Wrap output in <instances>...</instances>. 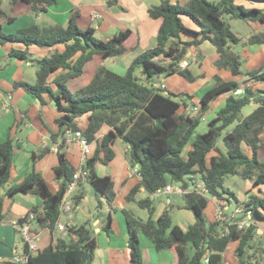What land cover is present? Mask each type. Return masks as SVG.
Instances as JSON below:
<instances>
[{
	"label": "trees",
	"instance_id": "trees-1",
	"mask_svg": "<svg viewBox=\"0 0 264 264\" xmlns=\"http://www.w3.org/2000/svg\"><path fill=\"white\" fill-rule=\"evenodd\" d=\"M18 1L29 6L31 17L58 3V0H9L11 4ZM244 1L261 4V7L238 3L237 0H184L182 3L161 0L159 4L150 6L148 16L161 19L156 45L136 54L121 74L108 68L104 62L127 52L123 43L131 34L130 29L120 30L105 40L99 39L94 35L93 27L78 26V10L71 8L66 25L33 23L13 32H4L3 26L15 18L0 6V45L10 44L6 56L30 61L37 66L35 82L14 81L12 89H23L40 105L46 103V95L60 113L54 120L59 128L55 134L60 136L56 150L58 163L53 168L59 184L57 191L49 190L45 179L34 167L36 160L49 147L32 151L30 170L19 183L6 190L10 196L15 193L37 196L41 200L40 209L29 207L17 222H29V215L33 214L35 226L30 227V234H37V230L43 228L50 232L48 243L33 254L25 243L27 256L24 264H92L94 259L97 244L90 219L80 225H66L56 235L55 224L60 216L58 205L77 170L64 150L67 145L64 133L67 130H80L91 145V152L82 166L87 171V180L78 182L71 194L73 208L83 202L85 193L82 185L88 183L105 199L108 207L115 210L113 202L118 192L114 189L113 180L109 175L97 174L95 164H108L113 159L112 145L116 140H121L128 147L125 156L131 167H137L139 181L124 198L134 201L148 214L146 219H141L128 209L120 210L127 228L132 264H142L139 232L151 241L156 250L173 247L177 256L174 264H224L223 253L231 243H235L233 255L236 264H264L261 240L264 234L257 232V225H264V196L260 195V187L264 186V61L257 68L244 72L247 78L241 92L242 86L236 80H224L219 74H213L212 86L199 98L197 114L186 113V102L179 99L191 98V94L151 86L158 75H177L187 82L202 77L190 67L188 60L191 57L187 53L193 50L195 57L202 58L204 53L200 45L204 41L213 45L218 54L212 62L214 67L226 69L233 76L242 74L240 54L231 48V44L240 42V37L224 17L264 24V0ZM113 2L107 1L109 5ZM183 17L196 28L185 25ZM246 43L264 45V33L251 34ZM17 44L22 47L15 46ZM30 46L44 48L48 52L42 57L32 58ZM88 61H92L93 66L86 71L84 64ZM182 61H186V66L180 65ZM78 77H83L85 84L70 89L67 81ZM224 94L223 104L207 122V130L195 134L208 105ZM251 102L256 104L255 108L239 118L241 108ZM39 115L47 128L41 113ZM82 116L87 118L83 130L77 124V119ZM234 122L232 130L223 134ZM104 127L105 132L99 136ZM53 136L51 133V138ZM243 147L250 149L251 155ZM260 150L261 156L258 155ZM12 161L13 140L8 135L0 142V189L9 180ZM226 175H239L251 180V188L259 189V193L246 190L248 194L241 205L237 202L243 212L235 214V217L227 215L224 219L216 217L209 220L205 214L208 198L191 190L181 196L182 207L193 216L191 224L186 227L172 224L169 208L153 219L155 191L168 183L185 187L194 178L202 182L205 194L221 207L226 206V195L233 196L223 187ZM141 187L146 196L138 198ZM100 208L97 204L95 218L101 220L102 230L109 233L111 215ZM245 213L250 215L252 222L239 228L236 220ZM3 217V195L0 194V222ZM0 264L6 263L0 261Z\"/></svg>",
	"mask_w": 264,
	"mask_h": 264
},
{
	"label": "crops",
	"instance_id": "crops-1",
	"mask_svg": "<svg viewBox=\"0 0 264 264\" xmlns=\"http://www.w3.org/2000/svg\"><path fill=\"white\" fill-rule=\"evenodd\" d=\"M107 1L108 0H58L56 5L48 7L45 12H41L35 17H31L29 15V6L22 1L11 4L9 0H2L0 1L1 8L8 15L15 18L13 22L6 23L3 26V30L13 32L20 27L33 23L46 25L58 22L66 25L70 9L77 8L79 13L77 18L78 26L80 28L93 27L94 35L96 37L105 40L112 37L120 30L130 29L131 34L126 39V42H130L132 35H135L136 41H134V44H127V52L125 54L119 57H113L112 60H110L111 62L108 63L109 65H107V60L104 62L108 68L114 71L119 64H121L125 70L130 60L136 54L146 49L153 48L156 45V34L161 19L150 18L147 9L152 5L159 4L161 0H114L111 5H109ZM169 1L171 3H182L184 0ZM237 2L245 5L261 7V4H249L244 0H237ZM14 8L15 13H11L12 11L10 10ZM183 21L188 27L193 29L196 28L188 18L183 17ZM262 28H264V26L259 27V29ZM6 45L8 47L7 49L5 48ZM15 46L22 47V45L19 44ZM234 46V44H231L233 50ZM200 47L204 53L202 60L199 61L201 63L200 67L202 69L207 67V72L203 73L202 71L200 73L202 74V77H198L196 80H206L209 84L208 86H210L213 84L212 75L217 73L224 80L240 81L236 78L239 75L233 76L228 70H218L212 65V62L218 57L213 45L208 41H204ZM9 49V43L0 45V61L3 62L4 64H1L5 65V68H7L4 74L3 72H0V111L3 112L0 116V142L4 141L8 135L13 140V161L10 167L9 180L0 189V194L3 195L4 213V217L0 222V261L5 262L6 264H24V261L14 260L15 257H23L25 255V242L19 230L14 227V222L23 217L29 207L37 206L38 209H40L41 200L37 196L29 193H15L10 196L6 194V190L9 186L19 183L24 175L30 170L31 152H38L45 147H49L43 156L36 160L34 167L35 170L45 179L49 190L51 192L57 191L59 184L55 179L53 168L58 163L56 148L60 141V136L55 134L59 131V128L54 120L60 113L46 95H44L46 103L40 105L36 98L27 94L23 89H12V82L20 80L27 81L23 79V63L29 66H33V64L30 61L23 62L24 60H13L6 56ZM29 52L31 53L32 58H39L46 55L48 50L37 46H30ZM189 54L191 60H193L191 65L193 64L192 66H195L196 64L194 65L193 62H196V60L194 59L195 54L193 50L188 51L187 55ZM92 66L93 62L88 61L84 64V70L89 71ZM192 70L197 73L194 69ZM180 78L181 77L177 75L165 77L166 89H168V80L172 81L171 84L173 85L174 80ZM178 83L179 82L175 81L174 85ZM190 83H195V81ZM66 84L70 89L74 90L83 86L85 80L83 77H78L69 79ZM199 91L200 89H195L193 92L197 94ZM176 92L180 91L178 90ZM193 92L186 93L192 95L189 99L190 102L194 104L199 100L195 97ZM221 96H224L225 98V94ZM40 113L47 128L42 123L39 115ZM77 124L79 128L83 130L87 124L86 116L78 118ZM105 130V127L102 128L98 135L101 136ZM51 133H54L53 138H51ZM66 134L67 132L65 131L64 135ZM127 148V145L121 140H116L112 145V149L115 153L113 159L108 164H95L97 174L109 175L112 178L114 189L118 192V195L113 202L115 210H111L108 207L103 197L99 198L100 203H98V198L96 199V209L94 211L87 210L86 218H90L92 221V230L97 244L92 264H132L127 244V228L120 210L123 208L132 209V203L138 207L134 201H127L124 198V195L139 181V176L135 174L129 175L130 168H134L129 165L126 159L125 152L127 151ZM64 150L69 162L78 169L80 167L81 156L78 141L73 139L67 142ZM134 170H137V168ZM89 187L91 186L88 183L82 185V189L85 193L82 203L88 200L90 194ZM144 196H146V192L143 187H141L137 197L141 198ZM212 201L215 202L214 199ZM97 204L101 206L100 210L102 212H109L111 215V231L109 233L102 230L101 220L94 216L97 211ZM182 205L183 204H180L176 200L167 196L165 203L159 201L157 204H154L155 211L152 217L153 219H156L165 208H169L172 224L180 225L179 222L184 219L186 220L184 221L187 225L191 224L193 222V216L191 217V212L183 208ZM71 212L68 214L65 213L67 216L66 221H61L60 214L59 222L63 225H75L72 220L74 214ZM189 218H191V220H189ZM28 223L31 228L35 226L32 219L29 220ZM37 231V249H39L48 243L50 232L47 228L38 229ZM60 233V231L56 230V235ZM138 245L142 264H174L177 260L176 252L173 247L156 250L151 241L140 232L138 233ZM234 247L235 243H231L227 246L226 250L231 248L233 252ZM34 252L30 253L33 254ZM225 252L223 253V257ZM224 264L228 263L224 261Z\"/></svg>",
	"mask_w": 264,
	"mask_h": 264
},
{
	"label": "rangeland",
	"instance_id": "rangeland-1",
	"mask_svg": "<svg viewBox=\"0 0 264 264\" xmlns=\"http://www.w3.org/2000/svg\"><path fill=\"white\" fill-rule=\"evenodd\" d=\"M2 1V0H0ZM7 9V7H6ZM10 11H12L11 13H15V8L11 9ZM9 13V12H8ZM225 20H227L230 23L231 29L240 37V43L234 44V51L237 52L238 54H240L241 57V70L243 71V73L239 76H237L236 78L239 81L240 86L243 87V85L245 84V80H246V75H245V71L246 70H250V69H254L257 68L258 66H260L263 61H264V45H258V44H247L246 41L249 38V36L253 33H257V32H263L264 33V28L259 29V27L264 26L260 23L257 22H246L242 19H238V18H230L229 16L225 15ZM259 29V30H258ZM4 32H7L6 30H3ZM102 37V36H101ZM99 39H101L100 37H97ZM104 40V39H102ZM135 40V35H132L130 42H126V40L124 41L123 45L127 48V44L130 45L131 43L134 44ZM5 48L7 49V45L5 46ZM245 48V49H244ZM190 55V54H189ZM194 59L200 61L202 60V58H198L194 56ZM15 60V59H13ZM17 60V59H16ZM112 60V58L107 59V65H109L108 63H110ZM21 61V60H18ZM193 60H191V58L188 60L189 64L191 65ZM25 62V61H23ZM3 62L0 61V72H4L7 70V68H5V65ZM195 66L191 65V68L194 69L197 74H200L202 71L207 72L206 68H201L200 65L198 64V62H193ZM2 65V66H1ZM24 74H23V79L27 80V82L33 83L35 82L36 76H35V72L37 69L36 64H34L33 66H29L27 64H24ZM5 68V69H4ZM124 68L121 64H119L116 68L115 71L117 73H123ZM139 75V73H138ZM180 80V81H179ZM177 81L179 82L178 84L174 85V82ZM172 81L168 80V90L172 91V92H176V91H183V92H193L195 91V89H200L199 93L195 94V97L199 100V96H201V93L204 92L205 90L209 89L212 84L210 86H208L209 84L206 82V80L204 81H200V80H195V83H190L185 81L184 79L180 78V79H176L173 82V85L171 84ZM263 84H261L260 86H262ZM241 87V88H242ZM179 99L181 101H185L186 105H194V104H198L197 103H192L190 102V99L187 97H179ZM224 99V96H219L218 98L214 99L209 105L207 110H205V112L202 114L201 116V121L199 123V125L196 127L195 129V134H200L203 133L207 130V122L208 120L213 117L215 110L221 106L223 104L222 101ZM256 104L254 102H251L249 104L244 105L239 113V118H242L246 115H248L254 108H255ZM182 107V105H181ZM3 114V112L0 111V116ZM193 114H197V111L194 112ZM13 115V113H12ZM235 126V122L231 125H229L222 133H226L228 131H231L232 128ZM263 138H264V132L262 134ZM218 145L221 146V141L218 140ZM118 148V147H117ZM243 149L246 151V153L248 155H251V151L248 148L243 147ZM118 154V152H117ZM262 154V150L259 151L258 155L261 156ZM119 160V159H118ZM99 163V162H97ZM117 163V162H116ZM100 168V167H99ZM134 169H136L137 167H133ZM99 171V170H98ZM197 181L199 180L198 178H195ZM223 187L225 189H228L229 192H231L233 194L232 195H226V197L228 198V203L226 204L227 207L224 208V212H223V217L220 219H224L227 218L230 213H232L234 211L235 208H241V201L243 199H245L246 195L248 194L246 190L248 189H252L253 192L259 193V189L258 188H251V180L248 179H244L242 177H240L239 175H226L223 178ZM260 195L264 196V187H260ZM89 196H88V200L80 205H78L77 207L72 209V220L73 223L75 225H80L82 224L85 220L90 219V218H86V213L88 212L87 210H91L94 211L96 209L95 205L97 202V198H100V195L95 193L94 189L92 187H89ZM171 197L172 199L176 200L178 203L183 204V199L181 196L177 195V194H163L161 196H156L154 198V204H157L159 201L165 203L166 201V197ZM208 198V205L205 209V214L208 217L209 220H213L216 217L219 218V216H217L216 210L217 207L220 206L217 204V202H213L212 197L209 196L208 194L205 195ZM229 196V197H228ZM235 197V199H234ZM142 198V197H141ZM223 203H226L224 201H222ZM237 202L240 204L238 205ZM132 209L128 210L135 216L141 219H146L148 214L146 209H142L137 207L135 204H131ZM239 206V207H238ZM131 208V207H130ZM228 215V216H227ZM94 216L96 217V212L94 214ZM192 217V215H191ZM243 218V216H240V219ZM67 220V216L64 213H61V221H66ZM91 220V219H90ZM185 220V219H184ZM180 221L179 224L182 227H186V220L185 221ZM189 220H191V218H189ZM239 220V219H238ZM257 232L259 229V234H264V225L262 224H258L257 225ZM262 240V244H264V236L261 238ZM34 252V251H32ZM224 261H226L228 264H236V259L233 255L232 249L230 248L229 250H226L225 254H224Z\"/></svg>",
	"mask_w": 264,
	"mask_h": 264
},
{
	"label": "built area",
	"instance_id": "built-area-1",
	"mask_svg": "<svg viewBox=\"0 0 264 264\" xmlns=\"http://www.w3.org/2000/svg\"><path fill=\"white\" fill-rule=\"evenodd\" d=\"M186 64H187L186 61H182L180 63V65L182 67L186 66ZM151 86H153L154 88H157V89H165L166 88L165 76L158 75L157 79L151 83ZM241 91H243V87L239 89V92H241ZM198 108H199V104L187 105L184 107V111L186 113L192 115L194 112H196L198 110ZM66 132H67V134L64 135L65 141L69 142L73 139H76L78 141L79 146H80L81 156H80V167L74 172L73 177H72L73 179L68 183L65 194H64L62 200L60 201V203L58 205V209H59L60 214L61 213L68 214L72 211L71 194L73 193V191H75L78 182H80V181L85 182L87 180V171L82 166L85 163L88 155L91 152V145L86 140V138L82 135L80 130H77V131L67 130ZM56 150H57V148H56ZM129 171H130L129 175L135 174V175L139 176L137 170L130 168ZM191 190H195L199 194L206 195L202 182L200 180L197 181L195 178L192 179L189 182V185L185 186V187H183L179 184L168 183L165 186H163L162 188L157 189L155 191L154 195L161 196L163 194H168V193L172 194L173 193V194H177L179 196H182L184 194L191 192ZM225 207H227V206H224V207L218 206L217 207L215 214L217 216H219V218L223 217L222 211L224 210ZM240 212H243V210L239 209V208H235L234 211L232 213H230V217L233 218V217H235V214L240 213ZM28 219L29 220L33 219V214H30ZM251 222L252 221H251L250 215L248 213L247 214L245 213L243 218L236 220L237 226L239 228L245 227L246 225H249ZM55 226H56L58 231H63L66 228V225L61 224L59 222V220L56 222ZM14 227L19 230L24 242L27 245L28 251L29 252L36 251L37 250L38 233L33 234V235L30 234L29 223L24 222V223L20 224L16 221V222H14ZM26 256H27V254L25 253V255L23 257H15L14 260L15 261H25Z\"/></svg>",
	"mask_w": 264,
	"mask_h": 264
}]
</instances>
